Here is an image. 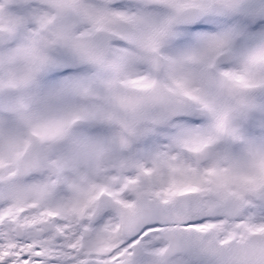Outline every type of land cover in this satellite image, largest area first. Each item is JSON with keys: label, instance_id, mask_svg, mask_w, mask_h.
Listing matches in <instances>:
<instances>
[{"label": "snow or ice", "instance_id": "6c2138e0", "mask_svg": "<svg viewBox=\"0 0 264 264\" xmlns=\"http://www.w3.org/2000/svg\"><path fill=\"white\" fill-rule=\"evenodd\" d=\"M0 264H264V0H0Z\"/></svg>", "mask_w": 264, "mask_h": 264}]
</instances>
